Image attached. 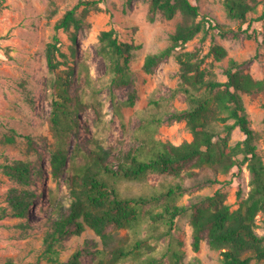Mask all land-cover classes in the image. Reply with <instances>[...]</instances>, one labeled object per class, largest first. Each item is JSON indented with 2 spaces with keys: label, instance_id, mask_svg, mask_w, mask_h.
Segmentation results:
<instances>
[{
  "label": "trees",
  "instance_id": "1",
  "mask_svg": "<svg viewBox=\"0 0 264 264\" xmlns=\"http://www.w3.org/2000/svg\"><path fill=\"white\" fill-rule=\"evenodd\" d=\"M101 1L79 0L56 22L57 31L62 29L68 32L73 54L79 44L80 30L85 26L91 11L101 9ZM260 1L225 0L228 16L241 22L240 27L235 29L216 21L214 17H201L200 6L193 0H151V21L159 13L168 19L180 13L182 19L170 34L169 44L158 52L149 53L143 68L147 73H153L162 61L175 55L180 65L179 82L172 89L170 97L152 98L147 108L138 112L140 124L137 127V145L115 153L113 148L106 146L100 135L91 143L85 152L84 163L76 167L70 177L71 201L68 204H63L61 200L52 202L58 217L50 221L44 236V253L50 264H81L84 249L62 260L61 246L63 240L71 235H80L88 227L102 239L104 247L97 250L101 264H121L129 258L144 255L147 242L142 238L126 244L110 228H131L147 220L165 226V230L156 238H172L176 219L182 215L190 217L195 250L200 249L201 241L207 237L209 245L221 251L224 264L264 263V234L257 230L260 226L257 217L264 214V160L258 152L257 134L251 125L243 97L245 93L264 91V77L258 79L249 72V60L239 61L231 57L223 69L226 80H220L213 61H222L228 56L227 48L220 43H213L204 55L200 48L181 49L199 33L207 34L210 28L235 38H239L242 33L253 37L244 24L248 22L251 25L256 20L250 13L256 12ZM61 45V38L55 34L46 47L47 63L52 74L49 81L52 96L50 123L55 137L49 153L52 173L56 178L63 175L69 162V146L72 137L78 133L79 111L89 105L81 96L71 93L73 80L70 76L74 66L69 64L68 55L62 52ZM140 47L141 44L122 40L113 27L103 29L99 34L97 52L105 61V73L108 76L101 87L106 85L111 89L123 125L122 106H134L137 91L134 89L126 101H120L114 90L134 84L131 63L135 51ZM209 57L213 61L207 62ZM63 64L69 67L65 76L59 73ZM86 81L87 86H91L89 77ZM98 91L93 86L91 96L97 99ZM177 95L184 97L186 107L173 110L166 108L169 99ZM92 105L97 113L95 122L99 134L101 108L95 102ZM174 120L186 122L193 135L192 140L176 144L157 136L161 125ZM236 128L245 137L232 143V133ZM4 141L14 143L15 130L8 132ZM189 163L198 167H211L219 174H229L234 168L240 170L247 164L251 174L249 194L238 207L233 208L226 194L220 190L213 195L197 196L189 204L180 205L177 199L185 192L180 183L165 185L162 191H152L150 194L127 195L120 188V180L141 181L151 174L180 176L184 166ZM4 171L8 176L29 185L35 170L32 161L19 160L5 164ZM34 173L43 176L39 171ZM35 195V192L26 188L13 190L10 197L11 215L26 217ZM157 204H162V209L154 211L151 206ZM167 252L161 258L148 255L143 264H157L166 255H169L172 264L180 263L183 253L179 248H174L171 254Z\"/></svg>",
  "mask_w": 264,
  "mask_h": 264
},
{
  "label": "rangeland",
  "instance_id": "2",
  "mask_svg": "<svg viewBox=\"0 0 264 264\" xmlns=\"http://www.w3.org/2000/svg\"><path fill=\"white\" fill-rule=\"evenodd\" d=\"M79 0H0V264H50L45 256L44 236L50 221L57 218L52 202L61 200L63 204L71 201L70 177L76 167L84 163L85 152L97 136L103 138L107 147L115 153L128 150L138 144L137 127L140 124L138 112L147 108L152 98L170 97L172 89L179 82V62L175 55L162 61L153 73L144 68L145 57L158 52L169 44L170 34L182 19L178 13L168 19L159 13L155 20L149 19L151 0H102L98 11H91L85 26L79 32V44L73 54L72 42L66 31L56 30V22L65 11ZM199 4L201 17L208 15L216 21L238 29L239 20L228 16L225 0H193ZM251 25L244 24L248 33L239 38L231 34L222 35L217 29L199 33L189 41L182 50L200 48L206 54L213 43H220L228 50V56L222 61H213L220 80H226L223 73L229 58L239 61L249 60V72L255 78L264 77V0L257 5L256 12L250 13ZM260 16H262L261 19ZM115 28L122 40L141 44L135 51L131 68L134 84L114 93L120 101H126L136 89L134 106L124 104L122 112L124 125L115 108L112 91L108 86L101 87L108 79L104 59L98 54L99 34L103 29ZM57 34L61 40V50L68 55L69 64L74 66L71 93L81 96L89 105L78 114V133L72 137L69 146V162L63 175L53 176L49 149L53 147L55 137L50 123L52 96L49 88L51 73L49 71L46 47ZM64 60V57H60ZM69 67L61 65L59 73L66 75ZM90 85L87 86L86 78ZM98 88L97 99L91 96V88ZM251 125L257 134L258 152L264 160V91L243 95ZM92 102L101 108L102 124L97 134L95 117L97 115ZM186 107L182 95H177L166 106L168 109ZM15 130L16 141L8 143L4 138L8 132ZM157 136L180 144L192 140L193 135L185 121H166L159 127ZM245 137L236 128L232 133V143ZM32 139V140H31ZM81 149V151H80ZM32 161L34 170L43 176L32 174V181L25 185L10 177L4 171L5 164L16 161ZM251 174L247 164L239 170L234 168L229 174H219L211 167H198L193 163L184 166L180 176L173 174H151L141 181L120 180V188L127 195L150 194L162 191L165 185L180 183L184 194L177 199L178 204H189L197 196L213 195L217 190L227 196L233 208L249 194ZM30 189L35 192L33 206L26 217L11 215L10 197L13 190ZM150 208V207H148ZM154 211L162 209V204L151 206ZM257 228L264 234V214L258 215ZM111 231L123 238L127 244L144 238L147 242L144 255L129 258L121 264H143L148 255L159 258L174 248H179L183 257L179 264H224L220 250L213 249L207 237L201 241L200 249L193 245V227L188 215L176 219L172 238H156L164 230L162 224H153L142 220L131 228L113 229ZM154 236V237H153ZM101 237L91 228L80 235H71L63 240L61 259L67 260L75 251L84 249L81 264H101ZM157 264H172L169 255ZM264 264V263H263Z\"/></svg>",
  "mask_w": 264,
  "mask_h": 264
}]
</instances>
